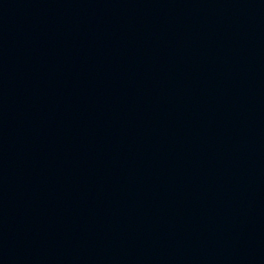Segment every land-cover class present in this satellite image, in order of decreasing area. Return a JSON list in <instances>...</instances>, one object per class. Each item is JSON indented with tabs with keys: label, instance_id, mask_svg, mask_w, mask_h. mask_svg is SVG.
Here are the masks:
<instances>
[{
	"label": "water",
	"instance_id": "obj_1",
	"mask_svg": "<svg viewBox=\"0 0 264 264\" xmlns=\"http://www.w3.org/2000/svg\"><path fill=\"white\" fill-rule=\"evenodd\" d=\"M0 264H264V0H0Z\"/></svg>",
	"mask_w": 264,
	"mask_h": 264
}]
</instances>
